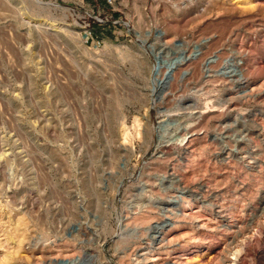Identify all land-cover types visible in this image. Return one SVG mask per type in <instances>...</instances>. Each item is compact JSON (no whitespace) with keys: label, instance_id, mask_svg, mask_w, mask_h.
<instances>
[{"label":"rangeland","instance_id":"rangeland-1","mask_svg":"<svg viewBox=\"0 0 264 264\" xmlns=\"http://www.w3.org/2000/svg\"><path fill=\"white\" fill-rule=\"evenodd\" d=\"M63 260L264 264V0H0V264Z\"/></svg>","mask_w":264,"mask_h":264},{"label":"bare ground","instance_id":"bare-ground-1","mask_svg":"<svg viewBox=\"0 0 264 264\" xmlns=\"http://www.w3.org/2000/svg\"><path fill=\"white\" fill-rule=\"evenodd\" d=\"M158 35L161 37H165V33L164 31L162 30H159L158 31ZM147 42V41H146ZM186 60H189L188 57L185 58ZM214 60V59H213ZM179 63V62H178ZM178 63L174 62L172 64H170L168 66V69L167 71H164L163 70V67H164V64L161 63V62H157V64H155V82L158 84V85H161L162 86H165V87H168L171 85V83L175 80L176 76H177V73H178ZM180 64V63H179ZM188 71H185L181 74V76H184L185 74H187ZM231 72L233 74H236V75H239L240 77L243 76V73H242V70L240 71L239 67L238 66H234L232 65L231 66ZM160 90V89H159ZM176 131V130H175ZM186 133V132H185ZM174 136V135H173ZM183 136H186V135H183ZM172 137V134L170 133H167V136H163L159 139V144H164L165 142H167L169 140V138ZM187 137V136H186ZM186 137H184V139H182L183 141L186 139ZM183 138V137H181ZM180 140V139H179ZM60 262V261H59ZM62 262L64 263H71V261L69 260H63Z\"/></svg>","mask_w":264,"mask_h":264},{"label":"built area","instance_id":"built-area-1","mask_svg":"<svg viewBox=\"0 0 264 264\" xmlns=\"http://www.w3.org/2000/svg\"><path fill=\"white\" fill-rule=\"evenodd\" d=\"M108 4H112L113 0H105Z\"/></svg>","mask_w":264,"mask_h":264}]
</instances>
